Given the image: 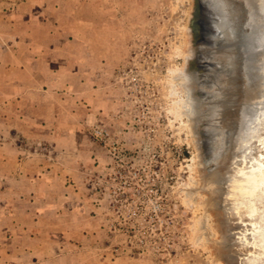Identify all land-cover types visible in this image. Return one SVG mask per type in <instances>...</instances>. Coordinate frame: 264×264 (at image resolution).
Masks as SVG:
<instances>
[{"label": "rangeland", "instance_id": "1", "mask_svg": "<svg viewBox=\"0 0 264 264\" xmlns=\"http://www.w3.org/2000/svg\"><path fill=\"white\" fill-rule=\"evenodd\" d=\"M193 7L0 0V264L250 262L248 196L262 198L264 185L232 170L210 211L214 189L202 186L200 140L181 109L176 76L210 49L195 43ZM211 65L197 70L208 83ZM249 149L239 167L264 175V128ZM217 233L222 259L211 254Z\"/></svg>", "mask_w": 264, "mask_h": 264}, {"label": "bare ground", "instance_id": "2", "mask_svg": "<svg viewBox=\"0 0 264 264\" xmlns=\"http://www.w3.org/2000/svg\"><path fill=\"white\" fill-rule=\"evenodd\" d=\"M244 1L245 0L208 1L215 15V32L218 42L221 44L220 48L212 51L210 54V59L218 68V71L215 72L216 75L213 77V81L211 83H208L201 78V75L197 74L194 71L188 70L187 67H185L184 71L181 70L182 72H180L177 76L175 75L179 84L185 89L187 95V97H185L184 95L186 99L182 101L181 109L182 112L188 117V123L191 127V130L193 131L192 133L194 135V138L196 140L200 138L198 125L202 124L200 122L202 119H207V122L203 124V126L205 130L208 131L209 137L214 139L216 143L211 163H206L203 159V156L201 155L202 166H198L201 169L198 171H201V179L203 180L202 186L205 185L210 190L211 188L214 189L211 190V195L208 193L209 195L207 196L204 204L210 209V211H213L215 214L217 213V210L219 208V202H217L214 198L218 197L216 196L218 189L216 190L214 188V186H218V171H220L225 162H228V159H230L229 156L232 158L235 149H237L234 138L236 133L239 132L237 131L239 129V125L236 119L237 101L239 100V87L235 80V74L237 73L241 65H252L254 63H257L258 59L255 53H253V48H255L257 44H260V42L257 43L254 41H249L238 45V47H236V45L234 44V41L237 39L242 29H245L247 25L246 8L244 5ZM193 54L194 52L191 50L190 55L192 56ZM188 59L189 56L187 57L186 62L188 61ZM204 99L212 100L213 103L206 106V102H203ZM204 106L206 107L205 109H203ZM194 138L192 137V139ZM246 165L243 166L246 167ZM253 177L255 178V176ZM254 178H252V183L254 186L257 184L259 186L264 185V177L259 176L257 177V180H254ZM224 180L225 179H223L222 181L224 182ZM223 182H221V184ZM189 193L190 195H192L194 192L191 191ZM248 198L249 203L252 205L251 212L255 221L251 223V227L247 228L246 230L250 231V233L253 232V242L257 245L258 251L253 253V251L248 250L246 253V251L244 252L242 250V253L240 252V254H248V252H252V254L250 255L251 260L247 264H264V196L262 198H252L248 196ZM219 216L220 215L218 214V217ZM203 222L202 220L199 222L200 226H203ZM214 228L217 227L215 226ZM206 233L209 235V232L206 231ZM221 234H218L220 235L218 240L214 239L212 240V242L208 241L211 243V254L213 255L214 259H222L224 250L228 248V241L227 239H225L223 233Z\"/></svg>", "mask_w": 264, "mask_h": 264}, {"label": "water", "instance_id": "3", "mask_svg": "<svg viewBox=\"0 0 264 264\" xmlns=\"http://www.w3.org/2000/svg\"><path fill=\"white\" fill-rule=\"evenodd\" d=\"M208 1L194 0V7L190 19V26L195 43L198 45L203 44L210 48L206 51V54L198 51L195 57L188 59L186 63L187 69L196 73L197 70L208 69L211 66L212 60L210 59V54L220 44L214 27L215 15ZM244 5L246 8L247 25L245 29H242L234 44L238 47V45L249 41L260 42V44H257L253 48V53H255L258 59L257 63L252 65H241L235 74V80L239 87V100L237 101L236 114L239 125L237 131L239 132H237L238 134L236 133L234 138L237 149H235L229 165L225 169L222 170L221 168L218 171V185L223 182L222 180L224 178L233 175L232 170L238 171L240 169L241 172L251 173L255 176V178L252 177L254 180H257L259 176L264 177L263 174L257 173L259 169L256 165L250 164L246 170H243L241 169L242 167H239L240 165H238L239 162L237 160L244 155L248 146H250L249 150H251V145L260 140L261 129L264 128V53H260L258 50V48L264 47V0H245ZM198 126L200 136L199 147L203 159L206 163H211L216 147L215 140L209 137L208 131L205 130L203 124H199ZM252 178L250 186L252 188H260L262 185H253ZM214 188L218 189L219 186H214ZM246 197L245 195L244 198ZM252 221H255L254 217ZM252 244L254 247H257L254 242ZM250 250L252 251V249ZM257 251L255 249L253 252L255 253Z\"/></svg>", "mask_w": 264, "mask_h": 264}, {"label": "built area", "instance_id": "4", "mask_svg": "<svg viewBox=\"0 0 264 264\" xmlns=\"http://www.w3.org/2000/svg\"><path fill=\"white\" fill-rule=\"evenodd\" d=\"M96 133L100 134L102 138L105 137L108 134V132L105 129H103V128H98L96 130Z\"/></svg>", "mask_w": 264, "mask_h": 264}]
</instances>
